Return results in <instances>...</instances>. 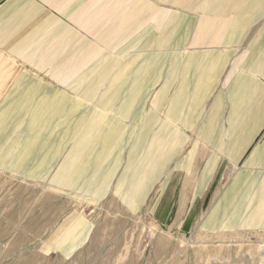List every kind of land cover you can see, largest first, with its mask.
<instances>
[{
  "label": "crops",
  "instance_id": "1",
  "mask_svg": "<svg viewBox=\"0 0 264 264\" xmlns=\"http://www.w3.org/2000/svg\"><path fill=\"white\" fill-rule=\"evenodd\" d=\"M1 178L42 256L101 206L264 236V0H0Z\"/></svg>",
  "mask_w": 264,
  "mask_h": 264
},
{
  "label": "rangeland",
  "instance_id": "2",
  "mask_svg": "<svg viewBox=\"0 0 264 264\" xmlns=\"http://www.w3.org/2000/svg\"><path fill=\"white\" fill-rule=\"evenodd\" d=\"M16 189L0 179V264H264V236L214 239L201 235L196 223L186 230L161 227L152 218H128L114 206L86 212L96 231L81 251L68 258L42 256L35 247L52 224L46 204L56 203L41 194L39 218L31 223L29 213L11 203Z\"/></svg>",
  "mask_w": 264,
  "mask_h": 264
},
{
  "label": "bare ground",
  "instance_id": "3",
  "mask_svg": "<svg viewBox=\"0 0 264 264\" xmlns=\"http://www.w3.org/2000/svg\"><path fill=\"white\" fill-rule=\"evenodd\" d=\"M263 249V248H262Z\"/></svg>",
  "mask_w": 264,
  "mask_h": 264
}]
</instances>
